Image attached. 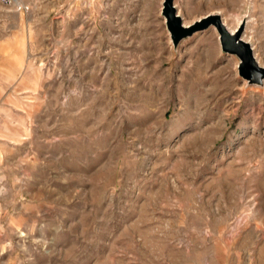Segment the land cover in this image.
Segmentation results:
<instances>
[{
    "label": "rangeland",
    "instance_id": "1",
    "mask_svg": "<svg viewBox=\"0 0 264 264\" xmlns=\"http://www.w3.org/2000/svg\"><path fill=\"white\" fill-rule=\"evenodd\" d=\"M16 1L0 2V264H264V80L216 29L174 46L163 0ZM175 4L243 21L264 65V0Z\"/></svg>",
    "mask_w": 264,
    "mask_h": 264
},
{
    "label": "water",
    "instance_id": "2",
    "mask_svg": "<svg viewBox=\"0 0 264 264\" xmlns=\"http://www.w3.org/2000/svg\"><path fill=\"white\" fill-rule=\"evenodd\" d=\"M160 12L174 46H177L183 38L193 35L196 31L214 27L218 34L221 50L225 53L234 54L239 58L237 65L239 75L249 83H262L264 80V65L259 63L255 54H253L250 42L242 37L245 25L243 21L232 31L224 24L218 12H210L186 23L181 13L177 11L175 0H163Z\"/></svg>",
    "mask_w": 264,
    "mask_h": 264
},
{
    "label": "built area",
    "instance_id": "3",
    "mask_svg": "<svg viewBox=\"0 0 264 264\" xmlns=\"http://www.w3.org/2000/svg\"><path fill=\"white\" fill-rule=\"evenodd\" d=\"M0 2L6 4V5H14L16 6L18 9H22L23 5L19 4L16 0H0Z\"/></svg>",
    "mask_w": 264,
    "mask_h": 264
},
{
    "label": "bare ground",
    "instance_id": "4",
    "mask_svg": "<svg viewBox=\"0 0 264 264\" xmlns=\"http://www.w3.org/2000/svg\"><path fill=\"white\" fill-rule=\"evenodd\" d=\"M225 19V18H224ZM227 23V22H226ZM240 24V23H239ZM238 26V25H237ZM237 26H235V27H230V29L233 31V30H235L236 29V27ZM248 30V29H247Z\"/></svg>",
    "mask_w": 264,
    "mask_h": 264
}]
</instances>
